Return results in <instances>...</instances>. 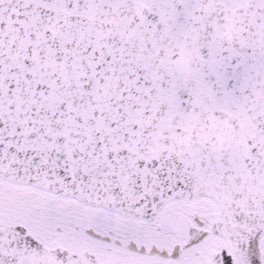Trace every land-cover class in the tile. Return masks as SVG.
I'll list each match as a JSON object with an SVG mask.
<instances>
[{"label": "snow or ice", "instance_id": "obj_1", "mask_svg": "<svg viewBox=\"0 0 264 264\" xmlns=\"http://www.w3.org/2000/svg\"><path fill=\"white\" fill-rule=\"evenodd\" d=\"M0 264H264V0H0Z\"/></svg>", "mask_w": 264, "mask_h": 264}]
</instances>
